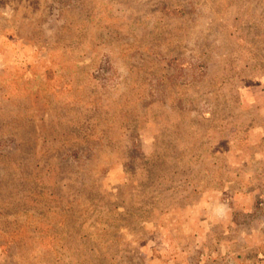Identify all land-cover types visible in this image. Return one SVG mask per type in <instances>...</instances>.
<instances>
[{
	"label": "rangeland",
	"instance_id": "374dc122",
	"mask_svg": "<svg viewBox=\"0 0 264 264\" xmlns=\"http://www.w3.org/2000/svg\"><path fill=\"white\" fill-rule=\"evenodd\" d=\"M0 264H264V0H0Z\"/></svg>",
	"mask_w": 264,
	"mask_h": 264
}]
</instances>
